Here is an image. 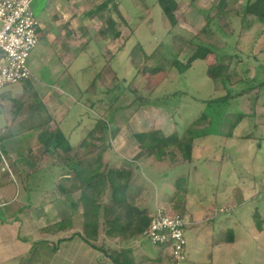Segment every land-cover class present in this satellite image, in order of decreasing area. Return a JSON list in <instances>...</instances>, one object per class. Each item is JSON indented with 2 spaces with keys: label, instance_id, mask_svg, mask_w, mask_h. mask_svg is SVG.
<instances>
[{
  "label": "rangeland",
  "instance_id": "1",
  "mask_svg": "<svg viewBox=\"0 0 264 264\" xmlns=\"http://www.w3.org/2000/svg\"><path fill=\"white\" fill-rule=\"evenodd\" d=\"M40 1L31 5L38 23L42 20ZM99 1L98 4L105 0ZM175 1L179 21L172 27L156 0H114L121 18L112 14L119 37L111 39L114 60L107 67L98 56L93 63L90 61L92 67L83 71L71 67L67 75L56 57L49 52L39 54L42 46H37L28 59L29 79L0 90L4 105L0 110L12 114L9 119L14 122L8 126L7 137L0 138L3 141L0 153L6 158L4 140L26 132L28 124H33L38 135L62 127L67 136V128L75 127L68 142L75 148L97 121H106L109 132L105 141L109 151L101 154L100 166L131 171L129 189L134 206L148 215L156 208L170 215L180 213L186 222L187 243L189 240L188 245H194L189 252L202 246L211 248L205 244L209 240L221 241L223 248L232 244L226 248V256L219 254L222 259L229 258L232 264H264V21L243 14L245 0H227L223 11L216 8L219 0ZM206 15L213 17L204 29ZM101 25L100 22V28ZM39 38H43L40 33ZM199 45L213 53L195 60L183 74L171 67L176 59L186 63ZM138 47L147 55L145 61L140 55L134 59L132 51ZM215 60L228 65L229 78L212 80L206 75ZM144 62L147 67L162 68V72L151 79L142 76ZM65 87H69V94L59 92ZM74 87L86 88V95L79 97ZM47 90L53 94L46 100L53 118L37 94ZM204 111L209 118L202 119ZM239 115L243 118L232 128ZM194 124L196 129L192 128ZM203 129L206 136L199 135ZM82 130L85 137L76 144V135ZM149 130L159 131L167 138H181L186 151L182 146L181 151L171 147L160 160L144 155L134 134ZM192 130L195 132L190 135ZM229 134L231 138L225 136ZM99 144L94 142L95 153L102 151ZM20 145L13 151L20 157L18 161L32 148L29 155L41 157L34 162L35 170L47 167V163L51 168L58 164L67 174L58 152L45 160L47 156L41 146L35 149L28 142ZM15 157L16 166L25 171V164ZM1 171L11 179L7 171ZM58 172L53 168L51 174L33 179L45 186L55 179L57 184L63 178ZM53 195L56 197L58 193L55 191ZM109 195L102 189L99 202L109 203ZM79 197L77 190L69 196L70 207L54 204L53 218L69 215L73 204L77 206L75 210L81 209ZM74 225L82 232L83 219ZM195 237L201 239L196 245ZM140 239L145 248H159L140 234L119 240L116 249H125V242L144 244ZM170 262V255L169 260L165 255L164 263Z\"/></svg>",
  "mask_w": 264,
  "mask_h": 264
},
{
  "label": "crops",
  "instance_id": "2",
  "mask_svg": "<svg viewBox=\"0 0 264 264\" xmlns=\"http://www.w3.org/2000/svg\"><path fill=\"white\" fill-rule=\"evenodd\" d=\"M34 1L32 0V3ZM99 2V0L40 1L42 20L38 23L37 46H42V50L39 54L49 52L53 57H56L60 66L65 68L67 75V70L71 67L78 71H83L88 66L92 67L94 59L98 56L102 57V63L106 67L114 60L113 55H111L114 48L113 41L109 38L104 40L99 36V18L97 15L89 16L88 14ZM39 33L43 37L42 39L39 38ZM109 52L110 56L108 57ZM94 53L97 54L94 55ZM34 78L36 79V77ZM36 82L40 83L37 79ZM80 83H83V79L80 80ZM85 84L87 85V82ZM29 88L31 89L32 86ZM74 89L79 97L82 98L86 95V88L74 87ZM59 92L69 94V87H65L64 90L62 88ZM37 94L42 100L43 106L52 116L51 110L47 108L46 100L49 101L53 94L49 90L37 92ZM14 98L12 97V99ZM2 106H4L3 100H0V107ZM6 112L0 110V130L5 129L3 132L0 131V138H2L1 136L7 137V132L10 133L7 131L10 129L8 126L14 125V122L9 119L12 114ZM58 129L66 139L68 138V142L71 141L70 136L75 127L67 128V136H65L62 127H58ZM26 130L24 133L21 132L19 136H11L4 140L7 146H3V152L9 166H12L11 170L16 179L14 178L15 181H13L3 174L0 162V264H114L110 258L81 239L82 232L74 225L75 223L79 224V221L82 220L81 209H77V211L72 208L69 215L60 219L53 218L51 210L54 204L60 205L62 208L70 207L69 199L53 195L55 179L45 186L42 183H35L33 178L47 175L53 168L59 170L58 176L62 174L65 177V170L63 171L61 165L58 164L51 168L49 163L46 164L47 167L44 165L45 167L35 170L34 162L41 157L29 155L32 148H29L28 153H24L25 156L18 161L20 157H17L13 152L16 145H27L28 142L35 145L33 147L35 149L42 147L38 143V133L33 128V124H28ZM83 130L82 133L76 135V144L85 137L86 132L83 133ZM0 142H3L2 139ZM52 153L54 152L47 153L45 160L52 159L50 157ZM14 157L17 162L25 164V171L19 169L20 166H16ZM52 184L54 185L52 186ZM13 192H15L14 196ZM219 212L221 213L222 209ZM195 238L194 243L196 245L201 239ZM190 241L192 242V239ZM118 242V238H108L100 232L98 241L94 245H105L109 253L117 251L116 248L119 244L116 243ZM139 242H143L142 239ZM131 243L129 245L126 242L123 243L125 249L117 251L119 254L121 253L122 264H165V255H168L169 260V250L145 248V242H143L144 244L140 243L139 246L134 244L132 246ZM189 243L188 240L187 255L189 259L184 264H195V262L199 264V261L202 262L201 264H232L229 258V261L222 259L223 256H226V248L232 244L223 248L221 241L212 242L209 240L205 244L211 248L202 246V248L199 247L195 251L189 252L194 247L193 244L190 247ZM148 250L150 251L149 254L147 253ZM164 251H167L168 254H165ZM219 254L223 256H219Z\"/></svg>",
  "mask_w": 264,
  "mask_h": 264
},
{
  "label": "trees",
  "instance_id": "3",
  "mask_svg": "<svg viewBox=\"0 0 264 264\" xmlns=\"http://www.w3.org/2000/svg\"><path fill=\"white\" fill-rule=\"evenodd\" d=\"M156 1L170 25L175 27L179 21L176 13L178 6L177 2L175 0ZM226 2L227 0H219L216 8L219 11H223ZM115 13L118 14V10L114 0L103 1L88 13L89 16H98L102 24L98 33L104 40L107 38L115 40L119 37V33L114 29L116 21L113 19L112 14ZM243 14L264 21V0H245ZM117 16L120 17L119 14ZM212 17L211 15H206V17H204V29L212 22ZM139 48L140 47L135 48L132 51L134 59L136 56L140 55L145 61L148 57L143 50ZM139 50L141 53L138 54L137 52H139ZM211 53L213 52L206 46H196L186 63L182 64L176 59L171 63V67H174L180 74H183L191 67V64L195 60H203ZM161 72L162 68H150L147 67L145 63L142 76L151 79ZM206 75L212 80L227 79L229 78L228 65H224L220 61L218 62L215 60V63L207 68ZM41 109L44 111L43 107H41ZM206 118L209 117L207 111H204L202 113V119ZM242 118V115L236 117L231 127L234 128ZM192 128H195V124ZM193 131L195 132V130H192L190 135ZM108 132V123L106 121H97L94 127L87 133V136L75 148L68 144L67 139L64 138L63 134L58 129L51 132L41 131L38 135V143L42 145L46 154L58 152L60 164L62 162V166L64 165V167L67 168L65 177L55 185V191L58 193V196L69 199L72 192L77 190L80 192L79 202L82 206L83 219L81 239L92 248L97 249L103 255L110 258L114 264H122L121 253L119 254L117 251L108 253L105 245H94V243L98 241L100 231L103 230L104 235L108 238L113 237L118 238L120 241H125L135 235L139 236L143 234L150 224V219L149 215L144 210L134 206L133 198L130 197L129 183L131 171L115 168L101 169L100 161L102 162L103 158L101 154L109 151L108 144L105 141ZM199 135L206 136L207 134H205L203 129ZM225 136L231 138L232 135L229 134ZM97 137L99 140H97ZM134 139L138 144V148L143 151L144 155L153 156L158 160H160L162 156L164 157L166 149H171V147H178L180 151L181 148L184 147L186 151V146L182 145L184 140L176 137L172 139L170 137L167 138L156 130L134 134ZM193 139H195V137L191 138V140ZM96 141L100 142L99 147H101L99 150H102L97 153H95L94 146V142ZM176 142L178 144L177 146L174 144ZM81 153L83 156H81ZM71 176L72 180L70 178ZM72 181H75V183H72ZM67 182H70V185H67ZM102 189L107 190L110 194L108 197L109 203L107 204L101 203L98 200ZM72 206L73 208H77L75 204ZM179 215L181 214L179 213Z\"/></svg>",
  "mask_w": 264,
  "mask_h": 264
},
{
  "label": "built area",
  "instance_id": "4",
  "mask_svg": "<svg viewBox=\"0 0 264 264\" xmlns=\"http://www.w3.org/2000/svg\"><path fill=\"white\" fill-rule=\"evenodd\" d=\"M32 0H0V90L30 77L28 59L38 44L39 24L31 8ZM2 170L10 173L6 158L0 153ZM142 237L152 246L169 250L170 264L187 261V240L183 216L170 215L156 208Z\"/></svg>",
  "mask_w": 264,
  "mask_h": 264
}]
</instances>
